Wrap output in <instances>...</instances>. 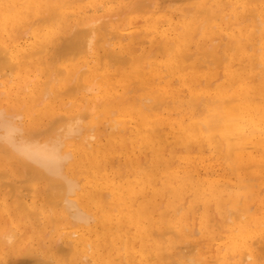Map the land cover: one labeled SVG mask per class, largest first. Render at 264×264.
<instances>
[{"label":"bare ground","instance_id":"6f19581e","mask_svg":"<svg viewBox=\"0 0 264 264\" xmlns=\"http://www.w3.org/2000/svg\"><path fill=\"white\" fill-rule=\"evenodd\" d=\"M95 1L0 0V73L8 69L10 73L12 72L11 74H14L16 80H21L23 76L28 77L33 71L36 74L42 72L44 70L42 68L44 62L48 61L46 60L47 58H49V61L46 67L50 70V66L53 67L54 73H52L53 70H51V73L54 74V77L58 73L59 79L57 80L59 81L62 78L67 80L72 74L78 72L79 76L77 75V78H79L78 81L80 82H76V85L81 83L83 85L82 88H84L87 94L98 93L96 99H101L104 110L110 111V109H114L113 112L118 117L123 119L129 117V120L135 121L133 126L134 134H136L139 144L144 149L143 151H148L150 154L147 163L149 165H147L148 167H144L140 163L143 169L139 167L140 169L137 170L136 168V176H132L135 179H126V177L120 175L112 179L103 174L101 161L107 157L111 147L115 146L117 140L114 138L115 136L85 134L84 138L80 137L81 141L79 143H74L75 140L73 139L76 137L79 139L83 130L86 129L85 131L91 133L93 128L97 126L95 122L97 117H90V115L95 110L98 102L95 105L91 104V107L85 110L87 113L83 112L84 109L83 111H79V107L81 106L77 105L87 100V97H82V95L75 98L72 102L73 106L78 107L79 113L70 115L68 111L62 117L58 114V118L55 117L56 121L53 119L55 122L51 121V124H48L49 129L46 128L48 131L46 129H44L45 131L40 129V131L39 129L34 130L30 127H23L20 117L22 115L20 113L29 108V105L27 107L22 105L23 110L20 112L17 108L15 109L17 111L8 110L9 112H7V109L5 111V108L0 107V153L7 155V161L16 159V163L19 162L27 168L28 170L25 173H28L30 178H32L30 180H45L51 184V191H49L50 188H47L50 193L46 190L49 197H51V202L50 204L48 202L47 205L48 207L51 205V208L47 209L54 210L53 207L58 206L61 211L63 209L64 212L66 211L65 213L62 211L63 214L59 215L60 210L58 208V213L56 212L57 210H54V212L53 210L50 212L48 210L50 214L47 216L48 218H45L59 238L57 239V243H59L58 240L65 243L64 249L57 243L55 244V250L54 245V248L50 246L45 248V245H40L41 239L43 241L45 235L40 232L41 230L39 231L38 227L35 226L36 224H34L35 229L32 228L33 224H29L24 227L29 226L27 229L33 231V235L36 236L35 239L39 243H35L37 246H33V241L29 248H27V244V247L24 246L22 248L24 250L22 253V249H19L17 252H20V254H18V258L15 256L16 259L12 261V264H172L171 260L176 261L173 262L174 264H264V218H256L258 215H263L264 210L261 208L257 209L258 211L251 216L252 219L244 222L240 221L236 223V219H242L245 214L230 213L227 217H222L223 222L221 225H225V233L221 235L222 231L220 230V232L219 228H217L221 227V225L217 226L216 222L210 217L209 208L213 205L221 217L225 204H223V200L227 199L229 200L228 205L232 206L231 209L237 207L236 210L241 211L239 208L241 206L240 192L234 189L231 180L224 175L216 178L214 176L209 177L207 174L206 176H202L203 174L195 173L191 169L192 164L190 162H193V160L189 153L190 144L202 146L205 143L206 146H211L214 149L212 150L214 153L217 152L220 145H224L223 148L226 149L227 156L235 165L236 174L239 175L240 170L244 168L253 170L252 174L255 180L251 181L254 184V181H260L258 186L261 190H264V0H170L172 4L189 5V10H187L192 17L198 15L195 18L196 21L194 19V22L191 24L178 26L176 29L177 32L179 30V33H175L176 26L174 27L169 19H165L164 15L158 14L159 10L161 11L159 6L160 8L164 7L160 3H165L166 0H163L164 2H161L162 0L157 1L158 3L155 5L159 10L151 11L153 14H147L148 11L144 9L146 5L145 8L148 7L152 10L151 7L154 6L153 0H150L152 6L149 0H145L146 2L140 1V6L139 2L136 3L139 0H136L132 4L138 5L139 9L141 8L140 11L143 7V12L141 11L142 14L140 16H144L142 19L140 17V19L144 27L142 30L130 27V31L126 35L123 32L117 33L116 27L115 29L111 27L115 32L110 31V26L108 25H111L113 22L111 24L106 22L108 19L111 21V17L104 22L103 17L101 21V17L99 16L102 7H107L109 4L115 1L118 2L119 0H98L97 3L99 4L95 3ZM147 2L150 3V6ZM97 5L102 7H98ZM133 5L127 7V11L129 8L131 11L133 9V13L126 11L128 15H137L139 12L138 8H133ZM136 10L138 11L135 12ZM247 13H250L249 16ZM123 14L126 13L124 12ZM121 15L120 17H122ZM120 17L115 18H119L120 22L123 20ZM127 17L129 18L124 17L125 23H128V20L131 18L130 16ZM132 18L134 17L132 16ZM247 18L248 24L244 26V21H247ZM252 18L255 20L254 22L250 21ZM164 22L167 23V28H164ZM196 22H201V24L198 25L197 23V27ZM249 22L251 23L249 24ZM138 23L141 22L139 21ZM99 33H101L99 35L100 39L95 42L94 36H98ZM156 33L161 34V36L158 35L160 39H157L159 40L156 45L158 51L161 52L160 54L163 58L165 54L168 60L164 62L156 59L149 61L146 65L150 70L143 75L145 70L143 71V63L140 59L141 57L138 56L141 44H138L137 39H139V34L150 38L151 35L156 37ZM103 35L105 37H102ZM196 36L201 37V40H195ZM213 36L224 41L223 46L226 49L224 50L226 55L223 56L221 53L220 59L215 57L216 49L212 45L218 40L215 37L213 38ZM208 37L212 38L211 41L214 39L211 46V41L209 42V46L205 45V39ZM192 46L196 47V50H193L195 51L194 54L190 50ZM223 46L221 49H223ZM108 48L110 50L106 52ZM102 50L105 52L104 56L100 55ZM91 51L94 54V58L90 56L93 60L88 61L87 56ZM218 51L217 54H219ZM150 55L147 57H151ZM71 56L72 58L70 59ZM208 56L211 58L209 61H206V57ZM75 57L83 65L80 71L76 70L79 67L76 68L75 64L64 66L60 64L61 68L55 69L59 65H56L57 62L65 61V59L67 61L68 58L73 61ZM253 62L255 63L254 66H252ZM217 63L220 64L219 67L221 68V76L217 78L220 82L216 79L219 83L214 90L215 95L221 100L219 102L220 110L217 112L218 115L216 118L214 117L213 122L212 120L209 122L210 126L209 124L207 125L209 132L207 134L200 130H194L192 129L193 127L180 129L173 134L171 142L178 147H183L184 150L183 148L181 149L185 152L184 155L179 156L178 162L181 164L183 162L184 166L173 169L171 168L173 164L170 163L171 161L164 154V145L169 134H162L163 131L157 127L160 124L158 123L160 120L157 118L156 112L152 108L155 113L148 111L150 113L147 114L143 109L141 110L143 112L134 113L136 111L134 107L135 103L131 104L127 100L122 102L120 96H117L115 91L126 82L127 77L130 78L132 75H136L138 79H136V83L139 81V84L144 85L147 76L151 77V79L152 77L155 78V75L158 76L165 70L162 68H166L168 72L181 75L180 79L182 83L188 85L191 91L209 92L211 91L213 80L211 69ZM111 64L121 66L119 68H121V73L124 76L123 82L114 81V75L117 76L118 74L116 75L113 74V71L111 72ZM55 70H57V73H55ZM45 73L47 72L45 71ZM44 77L47 76L45 75ZM80 79L86 82L90 79L93 80L91 83L88 82L89 84L86 83L87 85L84 83L86 85L84 87L83 81L81 82ZM69 80L74 81L73 78ZM96 81L98 82L97 89ZM216 81H214L215 84ZM51 83L49 79V83L44 84V88L46 86L45 89L49 90L47 86ZM131 83L133 84V81ZM26 84L29 85V81ZM70 85L77 88L75 95L78 96L79 86H76L74 82ZM55 86L56 84L52 87L53 89L51 88L50 91L52 92L46 91V93L51 95L57 92V95H63L72 91L75 92L74 90L70 91L71 89L69 88H72V86L67 87V89L65 88L64 91L60 90V88L56 91ZM23 88L25 89L24 86ZM23 88L22 92L24 91ZM82 88L81 90H83ZM40 91L42 93V89ZM57 95L55 96L57 97ZM124 102L130 103L131 107L125 106ZM39 103L42 102L39 101ZM33 106H30L31 109L29 110L31 111L28 110L30 114L36 112L35 105ZM113 112L112 114H114ZM144 112L145 114H143ZM109 117H111V114ZM131 121L123 120L122 123L126 126ZM103 126H105L104 123ZM31 127L33 128L34 126ZM51 129L54 131L53 136H51L52 133H47ZM62 147L67 151L65 150L66 152L63 153ZM169 147L170 145L168 146V150ZM110 156L111 154L109 155V159L111 158ZM76 169L77 179L75 177ZM3 171L0 173V176L2 173H5ZM73 171L74 173H72ZM67 174L71 176L69 177ZM252 174L249 175L252 176ZM3 176L0 180L1 182L4 180ZM6 176L8 175L6 174ZM27 177L26 179L29 180ZM253 177L252 179H254ZM33 181L25 183L23 181L21 184H25L28 186L27 189L30 190ZM247 181V185H250L248 184L250 180ZM243 182L245 183V181ZM5 185L3 184V186ZM12 185L14 186V184ZM6 186H9L8 183ZM13 186L10 189H13ZM164 190L171 195V199L167 201V205H171L174 200L182 199L187 193H190V196L193 195L195 201L198 200L201 203L202 213L199 227L203 237L209 241L207 247L211 245L210 241L214 242L213 250L211 249L212 246H210L211 250L202 252L203 246L201 247L197 244L191 247L189 244L191 241L185 240L184 243L186 242L187 244L189 242V246L182 242V245H185V247L177 250L178 252H175L176 255L173 254L178 247L173 237H182L183 234L177 230L180 227L181 221L176 222V218L165 221V215L161 214L158 216L157 214V198L160 192ZM17 193L19 192L17 191ZM249 195L251 194L249 193L245 197L246 201L249 200ZM16 198L17 201L19 197L17 196ZM20 198L22 200V196ZM33 198L35 200V197ZM253 198L256 204L264 202V196L261 198L260 193L254 194ZM19 202H17L16 207L22 208L21 210L25 207L24 211H29L31 216L33 214H42L40 211V213L37 211L38 206L29 205L27 206L28 209H26L25 205L27 204H24L23 200ZM18 203L21 205H18ZM184 203L181 205L183 206ZM22 204L24 207H21ZM3 205L6 211H9L12 207V204H8L7 202L3 203ZM251 206H249L250 209ZM158 207L161 210L162 205ZM238 210L237 212H239ZM243 210L245 211V209ZM243 210L241 211L242 213H244ZM248 211L246 210L245 212L247 213ZM165 213L167 215L169 212ZM64 214H69L66 216L67 219ZM175 214L177 213L175 212ZM36 215L34 218L38 216ZM24 217L18 218L23 219ZM68 217L72 218L71 220L73 221H70ZM36 221L38 222L37 219ZM39 223L42 226L44 221ZM162 226L165 228L162 229ZM24 227L22 228L24 229ZM17 229L19 230V228ZM217 230L220 234L217 233L216 235ZM19 232L21 235L22 232L20 230ZM169 234L172 238H167ZM1 235L3 237L1 239L10 237L7 239L8 241L10 239V242L14 240L12 237H16L15 234L14 236L10 235L6 237L4 236L5 233ZM1 239L0 242L4 243L5 240L2 242ZM20 239L22 240V238ZM32 240L30 238V242ZM199 242L197 241V243ZM19 243L18 241L15 248H18ZM19 245L22 244L20 243ZM179 247H181V244ZM13 251L12 253L16 252ZM8 254V258H11V253ZM60 254L62 257L59 256ZM173 256L177 259L173 260ZM15 257L13 256V258ZM6 260L10 259H7L4 255L2 261L6 262Z\"/></svg>","mask_w":264,"mask_h":264},{"label":"rangeland","instance_id":"374dc122","mask_svg":"<svg viewBox=\"0 0 264 264\" xmlns=\"http://www.w3.org/2000/svg\"><path fill=\"white\" fill-rule=\"evenodd\" d=\"M85 1L86 2H88V1L90 2V0H85ZM135 1L136 0H132V1L131 0H127V1L126 0H119L118 2L115 1L112 4H109L107 7H102V6H98L97 5L98 7H102L101 8L102 10L99 12V16L101 17V21H102V17H103L104 22H106L105 20H107L109 17H111V19H110L111 21H109V19H108V21L106 22L108 24H111L113 22L111 25H108V26H110V28H109L110 31L115 32V30H117L116 31L117 33L118 32H120V33L123 32L124 35H126L128 31H130L129 30L130 27H134L137 30H142L144 26H143V23H142V20L141 19L143 18L144 15H141L140 16V14H142L141 11L143 10V7H142V10L140 11L141 8L139 9V6H140V1H144V2H146V1L145 0L136 1V3L139 2L138 3L139 6L136 5V4L133 5ZM157 1L158 0H153L152 3H153L154 6H152V3L149 0V2L151 3V6H152L151 7L152 10H150L148 7L145 8L146 5L144 6V4H143L144 9L148 11L147 14H153V12H151V11L158 9V7L156 8V5H155V4L158 3ZM164 1L162 0L161 2H164ZM97 2H98V0L95 1V3H97ZM132 2H133V4H132ZM170 2H172V1L166 0L165 3H160V1H159V3L161 4V6L163 4L164 7H162L163 8L162 9L159 6V9H161V11L158 9L159 10V13L158 12L157 13L159 15H162V16L164 15L165 16V19H169L171 21V23L174 25V27L176 26L175 29L178 28V26L180 27V25H189V24H191L192 22H194V19L196 18V16H198V15H195V17H192L191 14L189 15V13H188L189 5H185V4H181V5L179 4L178 5V4H172ZM124 3H126V4H124ZM150 3H148V5ZM97 4H99V3H97ZM130 5H133V8L134 7L135 8H138V10H139L140 13L138 12L137 15L136 14L135 15H133V14L132 15H130V14L128 15L127 12L133 13V9L131 11L130 8H129V10L131 12L129 10L127 11V9H128L127 7H130ZM138 10H136L135 12H137ZM149 10H150V12H149ZM103 11H105V12H103ZM156 11H154V12H156ZM124 12L126 14H123ZM144 13H146V12H144ZM247 14L249 16L250 13H247ZM247 14H245V15L247 16ZM120 15L122 17H120ZM114 16L115 17L123 18L124 22H123V20H121L119 22V18H115ZM123 16L126 17V18H129L127 16H130L131 17L129 20L126 19V20H128V23H125V18ZM132 16L135 19L132 18ZM140 17H141V19H140ZM132 19L134 20L133 22H132ZM137 20H138V22L140 21L141 23H138ZM198 20L199 21H202L200 19H198ZM246 20L247 21H244V26L248 24L247 23L248 22V18ZM195 21H196V19H195ZM250 21L254 22L255 20H253V18H252V20H250ZM198 22H196V26H197V23ZM129 23H130V25H129ZM250 23L251 22H249V24ZM122 24H123V26H122ZM124 24H126V25H124ZM164 24H165L164 25V28H167V23L164 22ZM200 24H201V22L198 23V25H200ZM119 25H121V26L119 27ZM111 27L112 28L114 27L113 29H115V27H116V29L113 30ZM123 29H124V31H123ZM175 33H179V30L177 32V29H176L175 30ZM100 34L101 33H99L98 36H96L94 34L95 35L94 36V41L95 42H97L100 39V37H99ZM104 35L102 37H105ZM158 35L161 36V34L156 33V37H154V35L153 36L151 35L150 38H149V37H144L143 35L139 34V39H137L138 44H141V46L139 48L138 56L141 57L140 59L142 60V63H143L142 69H143V71L145 70L143 72V75L145 74V72L147 73V71L150 70L149 67L146 65V63H148L149 61L156 59V60H158L160 62H164L165 60H168V57L165 54H164V58H163L162 55L160 54L161 52L158 51V48L156 46L157 43H158L157 41H159L157 39H160L159 38L160 36H158ZM216 36H218V35H216ZM216 36H213V38L214 37L217 38ZM197 39L198 40H201V37L196 36L195 37V40H197ZM60 40H62V39H60ZM205 40H206V44L205 45L209 46V42L212 40V38L211 37H208ZM216 40H218V41L215 44L213 43L214 45H212V47H214L216 49V55H215V57L219 58V56L221 57L222 54H223V56H225L226 53H225L224 50H226V49H224V46H223L224 45V41H222L221 39H218V38ZM200 42H202V41H200ZM212 42H214V39H213V41L210 42V46H211ZM222 46H223V49H221ZM219 47H220V50L218 51ZM109 50H110V48H108L106 50V52L109 51ZM190 50H192V51L193 50H196V47H193L192 46V48ZM217 51L219 52V54H217ZM194 52L195 51H193V54H194ZM104 53H105L104 50H102L100 52V55L102 56ZM148 55H150L151 57H147ZM90 56H92L94 58V54H93L92 51L87 56L88 61H92L93 60L92 57H90ZM71 58H72V56L70 57V59ZM210 58L211 57H209V56L206 57V61H209ZM68 59H67V61L65 59L66 62L65 61L57 62L56 65H58V64L59 65L58 66L55 65L56 66L55 69H57V70L60 69L61 68L60 67L61 65L64 66V65H68V64H75L76 68L79 67L76 70H79L80 71V69H81V67L83 65L78 61V58L75 57L74 60L72 59L73 61H71L70 59H69L70 60L69 61ZM202 59H205V58H202ZM46 60L49 61V58H47ZM48 61L47 62L45 61L46 63L44 62V66L42 65L43 66L42 68L44 69V70H42V72H38L36 74L33 71L32 73L29 74L28 77L23 76L21 80H16V77H14V74H11L12 72L10 73L8 71V69H6L4 71L5 74H4V72H1L0 73V107L3 108V109L5 108V111L7 109V112H9L8 110H12L14 112V110L16 108L20 112V111L23 110L22 105L23 106L25 105V107H27L29 105L28 106L29 108H27L25 111L23 110V112L20 113L22 115L20 117H21V122L23 123V127H30L31 129H34V130H37V129L44 130V129H46V128L49 127L48 124L49 123L51 124V121H53V122L56 121L55 120V117H57L58 114L61 115V117H62V116H64L66 114L65 112H68L69 111L68 113L70 115H74V114L79 113V111H81V110L83 111V109H84L83 112H86L87 113V111H85V110H88L89 107H91V104L95 105L98 102L96 104L95 110L90 115V117H95V118L97 117L95 119V122L97 123V126H95V128H93V130L91 131V133L89 131H85L86 129L83 130L82 131L83 133H81V136H79V139H78V137H76V138L73 139V140H75V142L74 141L73 142L74 143H79L81 141V138L80 137L84 138L83 136L85 134H87V135L88 134H91V135L92 134H102L104 136H109V137H114L115 136L114 138L117 140V143L115 144V146L118 144L117 147L115 148V146H112L111 149H110V153L107 155V157L105 159H103L101 161L102 162V167L101 168L103 170V174H106L107 176H109L112 179H115V177L117 175L126 177V179H135L132 176H136L137 170H139L143 166L144 167H148L147 165H149V164H147V163H148V159H149V156H150V154H149L148 151H143L144 149H142L141 145L139 144V142L137 140L136 134H134V128H133V126H134L135 121L129 120V117H126L124 119L118 117V115L113 112L114 109H110V111L104 110V107L102 105L103 102L101 101V99H98L99 101L96 99V97L98 96V93H96V92L95 93L93 92V93H90V94L85 93L84 88H82L83 85H81V83L79 85L77 84L79 86L80 90L78 92L79 93L78 96H76L75 93L77 91V88L73 87L70 84H72L74 82L75 85H76V82L77 83L80 82V81H78L79 78H77L79 76L78 72L76 74H72L73 77L71 76L69 78V79H72L73 78L74 79L73 82L71 80H69V79L65 80L64 78H62V80L60 79V81H59V80H57V79H59L58 76H57V74H58L57 73V70H55V73H57L55 75V77H56L55 78L54 77V74H52V73H54L53 67L50 66L51 70H53L52 73H51V70L48 69V67H46ZM252 64H253L252 66H254L255 63L253 62ZM144 65H146V66H144ZM119 66L120 65L117 66V64L116 65L114 64V65H112V67L110 66V69H111V72L112 71L114 72L113 74H116V75L118 74L117 76L114 75V79H115L114 81H116V82H121L122 81L123 82L124 76L122 75L121 70H120L121 68H119ZM219 66H220V64H218V63L215 66H212V69L213 70L211 69V71L213 73L211 72V75L213 77V80H212V85H211L212 88H211V91H209V92H205V91H197V92L195 91L194 92V91H191L190 90V87L188 85H185L184 83H182V81L180 79L181 75H179L177 73L174 74V73L168 72L166 68H162V69H165L161 73L163 77L161 76V74L158 75V76L155 75V78L152 77V79H151V77L149 78L147 76V79H146L144 85L139 84V81H137V83H136V79H137V76L136 75H132V76H134V78H132V76L130 78L127 77V79L125 80L126 82H124V84L122 86H120L119 88H117L116 91H115L116 92V95L117 96H120L122 102L124 100L125 101L127 100L131 104L133 102L135 103L134 104V107H135L136 111L134 113L145 111L148 114V113H150L148 111H152L153 113L156 112V114L158 116L157 118L160 120V121H158V123H160V124H158L157 127L159 129H161V131H163L162 134H167V135L169 134L167 136V139H166V144L164 145L165 146L164 147V152H165L164 154H165V156H167L166 158H169V161H171L170 163L173 164V165H171V168H173V169L174 168H181V167L184 166L182 161H181L182 164L181 163H178V162H179V159H180L179 156L185 154V152H183V150H184L183 147H180L179 146L180 147L179 148L178 146L174 145L171 142L172 141V138H173V134H175L180 129H187V128H192V127H193L192 129H194V130H200V131H203L205 134H207V132H208V126L207 125L209 124V126H210V123L209 122H211V120L213 122V120L218 115L217 112H218V110H220L219 102L221 100L219 99L218 96L215 95L214 90H215L216 86L218 85V83L220 82L217 79L218 76H219V78L221 76V68ZM58 67H60V68H58ZM46 69H48L50 71H48ZM256 70H258V69H256ZM45 71L47 73H45ZM219 73H220V75H218ZM1 74H3L4 76L1 75ZM45 75L47 77H44ZM50 75H51V77H50ZM48 78L50 79V81L52 83L49 86H47V87H49V90H46L45 89L46 86L44 88V84H46L47 82L49 83V79ZM216 79L219 82L216 81ZM80 80H81V82L83 81L82 82L83 84L84 83L86 84L88 82L91 83V81L93 79L88 80V82H86L83 79H80ZM130 80L133 81V84L131 83L132 81H130ZM27 81H29V83H30L29 85H27V84L25 85V83ZM43 81H45V82L43 83ZM214 81H216V84H215ZM69 82H71V83H69ZM53 84L54 85L56 84V86H55L56 87L55 88L56 91L59 88H60V90H63L64 91L65 88L67 89V87H71V86H72L73 89L72 88H69V89H71L70 91H72V90H74V91L76 90V91L75 92L72 91V92L63 94L64 96L61 95V94L60 95H57V92L56 91H55L56 94L53 93V94L49 95L48 93H46V91L47 92H52L50 90L54 86ZM85 84H84V87H86V85H87V84L86 85ZM95 84H96V89H97L98 88V82L96 81ZM127 84H129V85L132 84V85L129 86ZM135 84H136L137 87L135 86ZM23 86L25 87V89L23 88ZM128 86H129V88L127 90V87ZM22 88L24 89V91H23L24 93L22 92ZM81 88L83 90H81ZM41 89H42V93L40 91ZM70 93H71V95H70ZM72 93H74V94H72ZM55 95H57V97ZM80 95H82V97L83 96L84 97H87L86 99L89 100V101L87 103V100H85L86 102L85 101L84 102L82 101V103H81L82 105L81 104L80 105H77V106H81V107H79V109H80L79 110L77 106H73L72 105L73 104L72 102H73V100H75V98H78ZM48 96H49V98H48ZM52 97H54L55 99L52 98ZM149 97L151 98V100H150ZM65 100L68 103H66ZM39 101H41L42 103H39ZM130 103L126 102L124 105L127 106V107H131L130 106L131 105ZM33 105H35L36 112L35 113L32 112L31 114H33V115H31L29 113V111H31V110H29V109H31L30 106H33ZM74 107H76V108H74ZM152 108H153V110L155 112L152 110ZM142 109H143V111H141ZM15 111H17V110H15ZM45 112H46V114H45ZM112 112L114 114H112ZM145 112L143 114H145ZM38 113H39V115H38ZM41 114H43L42 115L43 117L41 116ZM110 114H111V117H109ZM106 118H108V119H106ZM111 119H112V121H111ZM123 120H126V121L128 120V121H131V122H128L129 124H127L126 126H124L123 123H122ZM103 123H104L105 126H103ZM120 125H122V126H120ZM31 126H34V127L32 128ZM113 126H114V128H113ZM122 127L124 128L123 130H122ZM48 129H46V130L48 131ZM204 129H206V130L204 131ZM51 131H52V129L49 130V132H47V133H52L51 136H53L54 135L53 134L54 131H52V132ZM124 131H126V132H124ZM119 140H121V141H119ZM169 142H171L172 145ZM204 144H202V146H198V145H195V144H190L191 146L189 148L190 149L189 150V153H190V156H192L191 159L193 160V162H190V164H192L191 169L195 173L203 174L202 176H204V175L206 176V174H207V175H209V177L210 176L211 177L214 176V177L217 178L219 176L224 175L227 178H229L231 180L232 185L234 186V189L236 191L240 192L239 198L241 197L240 198L241 201L239 199L238 200L240 201V205L241 206L239 208L241 209V211L243 209H245V211L246 210L247 211L249 210L247 213L243 210L244 213H242L240 210L237 209L239 211V212H237V210H236L237 207H235V209H231L232 206H229L228 205L229 200L225 199V200H223V204L224 203L225 204H224L223 212H221L222 213V216L220 217V215L218 214V211L212 205L209 208V215L214 220V222H216L217 226H220L222 224V222H223L222 217L223 218L224 217H227L228 214H230V213H232V214L233 213H236V214H245L244 217H242V219H240V218L239 219H236V223H238L240 221H243L244 222V221H246L248 219H252L251 216L255 212L258 211L257 209L261 208L262 210H264V202L262 204H258V203L256 204L255 201H254V198H253L254 194H259V193H260L261 198L264 196V190H261V188H259V186H258V184L260 183V181H254L255 184L252 182L253 180H255V178L253 177V174H252L253 173V170H250L248 168H244V169H241L240 172H239L240 174L237 175L236 174L235 165H234L233 161L227 156L226 149L223 148L224 145H220L219 146V149L217 150V152L214 153V151H212L214 149H212L211 146H206V144L205 145ZM169 145H170V147H169V150H168V146ZM203 145H204V147H203ZM177 147H178V149H177ZM181 148H183V150ZM115 149H117V150H115ZM65 150L66 149L64 147H62V152L63 153L67 151V150L66 151ZM178 150L179 151L182 150V151L179 152ZM2 154L3 153H0V173L3 170H4L3 172H5V173L4 174L3 173L1 174L0 180L2 179V176L4 175L3 176L4 180L2 182H3L4 185L5 184L7 185V183H8L9 186H6V185L3 186L2 182L0 181V185H1L0 186V193L3 191L0 194L1 195L0 196V210H1V213H0V235L2 233H5L4 236L6 237V236H10V235L11 236L12 235L14 236V234H15L16 237H12V239L14 238V240H11L12 242H10V239H9V241L7 240L10 237H7V239H1L2 235L0 236V239L2 240V242H4L3 240H5L4 243H1L0 242L1 245L2 244L5 245V246L4 245H2V246L0 245V251H1V253H0L1 254L0 255V258H1L0 264H12L13 263L12 261H14V259H16V257L18 256V254H20V252H17L19 249L24 248V246H26L27 244H28V247L27 246L26 247L29 248L32 245L31 243L33 241H34L33 242L34 243L33 246L34 245L37 246L36 244L39 243L38 240L35 239L36 236L33 235V231L31 229L30 230L27 229L29 226L28 227H24V226H27L29 224H33L32 228L35 229L36 227H38L39 231L41 230L40 232H42L45 236L43 238L44 239L43 241L41 239L40 245H43V246L45 245L44 246L45 248H47L49 246L52 247V248H54V246H55V248H54V250H55L56 249V245L55 244L57 243V239H59V238L55 234V231L51 228L52 226H50V223L47 221V219L45 220V218L47 216H49V214H50L49 212L51 210H53V209H50V210L47 209L49 207L51 208V205H49V207L47 206L48 205V202H49V204L51 202V199H50L51 197H49V194H47V192H48L47 188L48 189L50 188L49 191H51V188H52L51 184L48 181H45V180H43V181H41V180H37V181L36 180H34V181L33 180H30L32 178H30V176L28 175V173L27 174L25 173L28 170L27 168H25L19 162L16 163L17 162L16 159H13V160L11 159V160L7 161L6 160L7 155L6 154L2 155ZM110 154H111V156H110L111 158L109 159V155ZM172 154H174V155H172ZM130 156H131L132 159L130 158ZM171 157H173L176 161L173 158H171ZM125 158H126V160H125ZM133 160H135V161H133ZM5 161H7V162H5ZM72 161H73V156H72ZM140 163H142L143 166H141ZM22 166H23L24 169L22 168ZM136 168H137V170H136ZM5 170H7V171H5ZM23 170H24V172H23ZM75 172H76L75 177L77 179L78 178L77 169H76ZM72 173H74V171ZM247 173H248V175L249 174L250 175L252 174V176H250V175L248 176ZM6 174L8 176H6ZM67 175L69 177L71 176L70 174H67ZM27 176H29V177H27ZM26 177L29 180H27ZM252 177L254 179H252ZM247 180H250V183H248L250 185H247V182H248ZM23 181H24V183L25 182H28V181H33V183H31L32 184V186L30 188L31 191L27 189L28 186H26L25 184H21V183H23ZM243 181H245V183ZM12 184H14V186ZM47 184L50 185V187H48ZM12 186H13V189H10ZM22 187H23V189H22ZM24 188H25V190H24ZM13 190L15 191V193H13L14 192ZM46 190H47V192H46ZM9 191H10V193H9ZM17 191L19 193H21V194L17 193ZM25 191L26 192L29 191V192L26 193ZM164 192H165V197H164ZM48 193H50V192H48ZM249 193L251 195H249V200L246 201L245 197L248 196ZM15 194H16V196H15ZM9 195H11V196H9ZM17 196L19 198L22 196V200H23L24 204H27V205H25L26 206V209H28L27 206H29V205L30 206L31 205H35V206H38L37 207L38 208L37 211L38 212L40 211L42 214H37L38 216L35 214L37 217L34 218V216H35L34 214H33V216H31V213L29 211L28 212H27V210L24 211V208L25 207H24L23 204L21 206V207H24L23 210H21L22 208H20V209L17 208L16 207L17 206V202L22 201L21 198L20 199L18 198L19 201L18 200L16 201V199H17L16 197ZM33 197H35V200H34ZM47 199H49L50 201L49 200L47 201ZM157 199L158 200H157L156 203H157V208H158V211H157L158 216L161 215V214L162 215H165L164 216L165 217V221H167L169 219H173V218L174 219L176 218V220H175L176 222L181 221L180 227L177 230H179L180 233L183 234V236H182L183 239H182L181 236H179L178 238H174L173 237V239L176 241V245L178 247L181 244V247H179V248L177 247V249L173 252V254L176 255V253L178 252L177 250H179L182 247H185V245L184 246L182 245V242H183V244H186V242L184 243L185 240L186 241L187 240L188 241H191L190 243L187 242V244H186V245H188V243H189L191 247H192V245L195 246L197 244L200 245L201 247L203 246L204 248L202 247V252H206V251H209L211 249L212 250L214 249V247H213L214 242L213 241H210V244H211L210 246H212V248L210 246L207 247V243L209 241H207L206 238L203 237V234L201 233V230H200V227H199V223H200V216H201V213H202V205H201V203L197 199H196L197 201H195V198H194L193 195L190 196V193H187L186 195H184V197L182 199L174 200L173 203H171V205H167L168 204L167 201L171 199V195L169 194V192H166L164 190V191L160 192L159 197ZM5 202H7L8 204H12V207L10 208L9 211H6L5 208H4L3 203H5ZM23 202H21V203H23ZM161 202H162V204H161ZM19 203H18V205H21ZM33 203H35V204H33ZM182 203H184L183 206L181 205ZM243 204H244V207H243ZM159 205H162L161 210H159V207H158ZM249 206H251V209H250ZM53 208H54V210H57L56 211L57 213L59 212L58 209L60 210V208H58V206H54ZM177 208H178V210H177ZM61 209H63V208H61ZM210 209H211V211H210ZM12 210H14V211H12ZM48 210H49V212H48ZM54 210H53V212H54ZM227 210L230 211V212H228ZM62 211H63V213L66 212V211L64 212V209ZM62 211L60 210L59 215L60 214H63ZM187 211H188V214L189 215L187 214ZM165 212H167V213L169 212V213L166 215ZM175 212L177 214H175ZM67 213H70V212H67ZM23 214H25V215H23ZM67 215H69V214H67ZM67 215L64 214L65 217ZM22 216H25V217L23 219L18 218V217H22ZM42 217H44V219H42ZM256 218H264V214L263 215H258V217L256 216ZM36 219L38 220V222L36 221ZM66 219H67V217H66ZM68 219L70 221H73V220H71L72 218L70 219V217H68ZM216 220H218V221H216ZM41 221L42 222L44 221V224L42 226H40V223H39ZM38 223H39V226H38ZM34 224H36L35 225L36 227L34 226ZM20 226L24 227V229L22 227H20ZM224 226L221 225V227H217V228H219L218 229L219 231L220 230L222 231V232L220 231L221 232V235L225 233L224 232L225 231V229H224L225 227ZM17 228H19V230L22 232L21 235H20V232H19V230ZM164 228L162 226V229H164ZM184 228H185L186 231L184 230ZM21 229H23V230H21ZM218 230L216 231V235H217V233L220 234V232H218ZM28 231L31 232V233L29 234ZM192 232L193 233L195 232L194 233L195 235ZM10 233H12V234H10ZM45 233H47V234H45ZM177 235H178V232H177ZM210 236H212V235H210ZM168 237H171V235L169 234V236H167V238ZM20 238H22V240ZM30 238L33 239L31 242H30ZM6 240H7V243H6ZM50 240H52L53 242L50 241ZM18 241L22 245H19L20 244L19 243L18 244V248H15V247H17L16 244L18 243ZM44 241H46V242H44ZM58 241H59V243H57V244H60L61 245V248L63 247V249H64L65 243L61 242V240H58ZM197 241L198 242L200 241V242L197 243ZM8 242H10V243H9V245L6 246V244H8ZM15 242H16V244H15ZM202 244H204V245H202ZM13 249L16 252H14ZM12 251L14 253H12ZM22 251H24V250L22 249L21 250V253H22ZM8 253H11L10 254V257L11 258H8V256H9ZM4 255H5V257H7V259H10V260H6V262L2 261V257H4ZM13 256L14 257L16 256V257L13 258ZM59 256L62 257L61 254ZM19 257H20V255H19ZM175 259H177V258L175 256H173V260H175ZM8 261H9V263H8ZM1 262H3V263H1ZM171 262H172V264H174L173 262H176V261H172L171 260Z\"/></svg>","mask_w":264,"mask_h":264}]
</instances>
